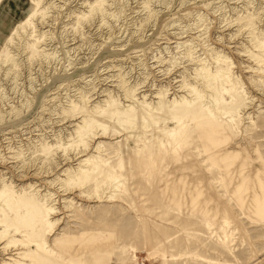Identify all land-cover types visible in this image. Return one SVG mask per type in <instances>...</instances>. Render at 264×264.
Instances as JSON below:
<instances>
[{"label":"rangeland","instance_id":"rangeland-1","mask_svg":"<svg viewBox=\"0 0 264 264\" xmlns=\"http://www.w3.org/2000/svg\"><path fill=\"white\" fill-rule=\"evenodd\" d=\"M0 264H264V0H0Z\"/></svg>","mask_w":264,"mask_h":264},{"label":"bare ground","instance_id":"bare-ground-1","mask_svg":"<svg viewBox=\"0 0 264 264\" xmlns=\"http://www.w3.org/2000/svg\"><path fill=\"white\" fill-rule=\"evenodd\" d=\"M31 2L35 5V7L37 8L38 6H39V4H40V0H31ZM34 11H35V9H33V11L26 17V19L25 20H27L28 18H29V16H31L33 13H34ZM23 22H21V23H19L18 24V26L20 25V24H22ZM15 30L16 29H14L13 30V33L15 32ZM213 118V117H212ZM173 133V132H172ZM171 133V134H172ZM141 142V141H140Z\"/></svg>","mask_w":264,"mask_h":264}]
</instances>
